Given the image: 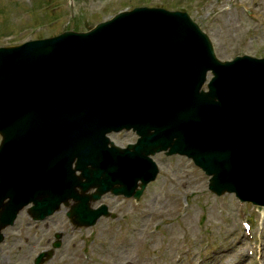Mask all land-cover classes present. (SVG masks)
<instances>
[{
  "label": "water",
  "instance_id": "1",
  "mask_svg": "<svg viewBox=\"0 0 264 264\" xmlns=\"http://www.w3.org/2000/svg\"><path fill=\"white\" fill-rule=\"evenodd\" d=\"M124 128L141 136L127 148L107 137ZM0 133V243L30 202L37 219L73 198L74 221L95 224L108 212L92 201L140 197L162 150L194 158L218 194L264 204V59L220 61L186 12L124 11L90 32L1 47ZM40 150L55 156L29 160Z\"/></svg>",
  "mask_w": 264,
  "mask_h": 264
},
{
  "label": "rangeland",
  "instance_id": "2",
  "mask_svg": "<svg viewBox=\"0 0 264 264\" xmlns=\"http://www.w3.org/2000/svg\"><path fill=\"white\" fill-rule=\"evenodd\" d=\"M137 6L188 11L223 59L264 56V0H0V46L85 31ZM136 138L131 131L112 135L122 146ZM154 158L160 173L139 200L107 195L96 203L109 204L115 219L77 229L65 208L43 222L23 211L5 230L0 264H34L57 231L64 233L63 246L44 264H200L209 256L213 264H264V207L242 203L235 194H213L209 177L187 157ZM227 246L222 259L218 254Z\"/></svg>",
  "mask_w": 264,
  "mask_h": 264
},
{
  "label": "bare ground",
  "instance_id": "3",
  "mask_svg": "<svg viewBox=\"0 0 264 264\" xmlns=\"http://www.w3.org/2000/svg\"><path fill=\"white\" fill-rule=\"evenodd\" d=\"M56 142V139H54V143ZM55 156V154H44L43 151L40 150V152L38 154H30L28 156L29 160L31 161H37V162H42V161H45V160H49V159H52L53 157ZM67 158V157H66ZM55 169H53L54 171ZM86 182H87V179H86ZM146 237V236H145ZM156 239V237L154 238V240ZM144 240H141V243H143ZM262 242H264V239H262ZM232 242L229 240L227 244H231ZM228 249H229V246L225 247L224 250L218 254L219 256H221V258H226L225 255H228ZM214 256H209V257H204L200 264H213V262L211 261L212 258Z\"/></svg>",
  "mask_w": 264,
  "mask_h": 264
}]
</instances>
